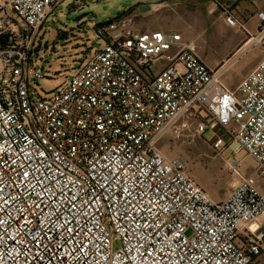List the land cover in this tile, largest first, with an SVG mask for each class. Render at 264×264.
I'll list each match as a JSON object with an SVG mask.
<instances>
[{
  "label": "built area",
  "instance_id": "obj_1",
  "mask_svg": "<svg viewBox=\"0 0 264 264\" xmlns=\"http://www.w3.org/2000/svg\"><path fill=\"white\" fill-rule=\"evenodd\" d=\"M64 1L0 0V264H257L264 234L242 237L264 214V60L233 92L196 43L120 18L97 24L99 48L41 97L36 33ZM258 17L247 43L264 48ZM170 131L231 151L225 198L163 152Z\"/></svg>",
  "mask_w": 264,
  "mask_h": 264
},
{
  "label": "rangeland",
  "instance_id": "obj_2",
  "mask_svg": "<svg viewBox=\"0 0 264 264\" xmlns=\"http://www.w3.org/2000/svg\"><path fill=\"white\" fill-rule=\"evenodd\" d=\"M74 1L65 0L58 5L41 30L36 33L37 43L32 57L37 72L41 73L44 79L35 83L32 90L36 88L41 97L54 91L74 69L99 48V43L94 38V27L97 24H104L119 14L120 18L129 19L133 26L154 22L143 15L144 4L150 0H79L80 6L77 7L74 6ZM80 17L82 18L77 21ZM203 32L204 30H201V33ZM196 44L209 62L223 59L224 53L230 51L227 40L209 30L203 43ZM254 62L253 55L246 56L242 70L252 68ZM209 137V134L204 136L205 139ZM159 146L170 158L182 156L188 162L190 176L213 195L216 193L223 196L227 190L231 191L235 176L228 172L222 161L232 157L230 150H227L223 157H217L202 139H193L187 131H182L180 138L174 137L173 131L166 133L160 139ZM244 157L246 153L241 152L234 158L242 163L240 172L246 176L256 165L250 158L246 157L244 161ZM113 247L118 249L120 241L114 239Z\"/></svg>",
  "mask_w": 264,
  "mask_h": 264
},
{
  "label": "crops",
  "instance_id": "obj_3",
  "mask_svg": "<svg viewBox=\"0 0 264 264\" xmlns=\"http://www.w3.org/2000/svg\"><path fill=\"white\" fill-rule=\"evenodd\" d=\"M144 5L143 15L154 22L133 26L137 31L181 34L186 42L203 43L207 30H209L216 32L220 38L226 39L230 51L224 53L223 59L209 62L200 52L199 46L197 50L210 66L220 68L223 83L233 92L237 91L241 82L264 60V48L252 47L247 43L261 29L258 14L264 12V0H150ZM227 10L236 17L239 26L232 27L226 23L225 12ZM161 24L163 25L160 26ZM201 30L204 32L201 33ZM241 48H243L241 56L239 58L234 56ZM250 54L254 56L255 62L252 68L244 71L241 68L244 58ZM246 157L244 161L248 158ZM257 186L264 195V178L258 179ZM206 191L216 201L222 200L231 192L227 190L221 196ZM259 234H264V214L246 227L242 237L244 244L250 236ZM257 264H264V251L257 259Z\"/></svg>",
  "mask_w": 264,
  "mask_h": 264
},
{
  "label": "trees",
  "instance_id": "obj_4",
  "mask_svg": "<svg viewBox=\"0 0 264 264\" xmlns=\"http://www.w3.org/2000/svg\"><path fill=\"white\" fill-rule=\"evenodd\" d=\"M120 16H121V14H119L116 18L107 21L106 23H111L112 21L119 20Z\"/></svg>",
  "mask_w": 264,
  "mask_h": 264
},
{
  "label": "water",
  "instance_id": "obj_5",
  "mask_svg": "<svg viewBox=\"0 0 264 264\" xmlns=\"http://www.w3.org/2000/svg\"><path fill=\"white\" fill-rule=\"evenodd\" d=\"M81 18H82V17L78 18L77 21L80 20Z\"/></svg>",
  "mask_w": 264,
  "mask_h": 264
}]
</instances>
